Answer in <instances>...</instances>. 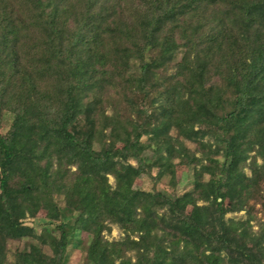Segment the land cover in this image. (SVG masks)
<instances>
[{
	"label": "trees",
	"instance_id": "obj_1",
	"mask_svg": "<svg viewBox=\"0 0 264 264\" xmlns=\"http://www.w3.org/2000/svg\"><path fill=\"white\" fill-rule=\"evenodd\" d=\"M82 233L85 264H264V0H0V264Z\"/></svg>",
	"mask_w": 264,
	"mask_h": 264
},
{
	"label": "rangeland",
	"instance_id": "obj_2",
	"mask_svg": "<svg viewBox=\"0 0 264 264\" xmlns=\"http://www.w3.org/2000/svg\"><path fill=\"white\" fill-rule=\"evenodd\" d=\"M14 127V121L11 118L10 114L7 112L3 113V117L1 119V131L5 135H9ZM181 168L178 170V176L180 178L182 174ZM110 181L113 182L112 178H110ZM140 185L145 188V189H150L151 188V183L142 179ZM190 188V183L187 177H183L180 180V184L177 187V192L182 193L185 190ZM44 216V212L40 213V217ZM228 218H235V219H244L245 214L244 212L241 213H236V214H228ZM123 236L122 232L120 229L113 225L112 226V231L106 235L108 240H119ZM87 243V235L86 233H82L80 236L79 240H75L72 243L69 244L68 247V252L66 256V263L65 264H85V245ZM9 248H13L12 245H8ZM130 256H132V253H130ZM8 259L11 261L13 259L12 253L8 254Z\"/></svg>",
	"mask_w": 264,
	"mask_h": 264
}]
</instances>
